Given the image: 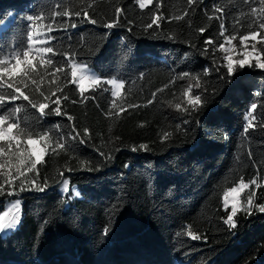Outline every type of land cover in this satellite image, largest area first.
Here are the masks:
<instances>
[{
	"label": "trees",
	"instance_id": "1",
	"mask_svg": "<svg viewBox=\"0 0 264 264\" xmlns=\"http://www.w3.org/2000/svg\"><path fill=\"white\" fill-rule=\"evenodd\" d=\"M58 2L0 0V57L26 42L28 16H50ZM158 3L165 19L159 28L145 30ZM86 7L96 25L82 23L73 29L69 24L66 32L51 33L60 38L53 46L72 60L63 64L55 82L48 67L40 83L51 99L39 132L59 125L63 137L50 132L39 175L35 170L27 174L41 187L47 180L44 191L8 196L9 191L19 192L20 180L4 186L0 215L9 201L20 199L21 222L8 235L0 233V264H264V213L259 211L264 205V70L253 61V67L237 65L228 74L225 53L218 47L224 36L237 35L233 43L240 46V35L258 30L254 23L248 27L258 0H197L191 7L187 0H154L143 10L136 0H65L62 5L68 11ZM117 7L124 10L120 26L103 27L115 19ZM177 15L184 18L169 22ZM200 28L206 31L201 34ZM209 38L215 44L205 52ZM257 46L264 51L262 44ZM72 63L102 81V87L86 91V100L69 83ZM184 73L189 75L181 79ZM109 79L125 82L120 96H111ZM189 85L191 95L202 98L197 110L184 96ZM58 86L63 91L56 96H68L61 116L51 114L56 107L52 92ZM35 87L29 82L25 91L45 102ZM253 104L257 108L248 119L254 127L245 135V117ZM77 133L78 139L70 140L69 134ZM61 141L74 148H57ZM140 144L148 150H140ZM241 177L245 182L255 179L259 187L250 208L243 195L234 217L237 226L230 229L224 223L231 211L223 207V191ZM63 179L69 180L66 194ZM189 231L201 239H191Z\"/></svg>",
	"mask_w": 264,
	"mask_h": 264
},
{
	"label": "snow or ice",
	"instance_id": "2",
	"mask_svg": "<svg viewBox=\"0 0 264 264\" xmlns=\"http://www.w3.org/2000/svg\"><path fill=\"white\" fill-rule=\"evenodd\" d=\"M71 4V0H67ZM141 10L148 8L153 5L154 0H136ZM197 0H187V4L191 7L195 4ZM244 4H249L250 0H242ZM253 3L256 0H252ZM65 0H59L57 4L54 5L55 10L51 12V15H45L43 12L37 15H30L27 17L29 22L27 25V31L25 33L26 42L24 44H18L13 47L8 55H2L0 57V177H3L2 183H0V195L4 194V186L14 185L16 180H20L19 192L15 190L9 191L8 196H19V193L24 191H44L48 187L47 180H45L44 187H41L39 183L28 177V173L36 171L37 176L39 175L38 165L45 161L46 154L48 153V141L51 139L50 132H54L57 136L63 137V133L59 125L55 126L54 129L50 131L39 132V125L42 123L44 117L49 113L46 109L50 108V104L47 102L51 99L50 96H46L44 91L41 90L40 83L44 80V75L47 74L48 67L53 68L51 76L53 81L59 79L58 73L63 72V64L71 63L72 57L67 53L60 52L52 44V41L59 40V37L52 36V32L68 31L67 25L70 24L71 28H77L79 24L90 23L96 25L98 21L89 16L88 7L77 10L68 11L62 8ZM259 8L252 7L251 15L255 17L252 23H249L248 27L251 29L253 23L258 25V30L248 31L245 35L239 36L240 50L238 52L236 45L233 43L237 40V35L233 34L231 36H224L226 31L224 24H220V35L224 36V43L219 44V49L227 53L223 59L226 61V68L228 74H234L237 71V65L240 69L245 66L253 67V59L255 61V68L264 70V51L257 47V43H264V35H261V30H264V0H258ZM161 5L158 3L157 11L153 14L150 22L146 24V29H153L155 25L156 28L160 27V22L165 19L162 13L159 12V7ZM123 8L117 7L115 9V19L105 23L103 27L107 29H112L120 26V17L123 12ZM217 12H223V9L217 8ZM188 13L185 11L184 16ZM75 17V19H73ZM81 17H83L81 19ZM184 17L177 15L174 18L177 21L182 20ZM211 19V17H209ZM219 19V17H217ZM238 23V21H237ZM206 31L205 28H200L199 32L203 34ZM170 39L172 37H169ZM205 52H207V46L215 44V41L211 38L205 40ZM225 44L231 45V47H225ZM242 55V59H234V55ZM59 57V60L54 59ZM60 64V67L56 65ZM43 68L44 72L41 73L39 69ZM79 72V75H78ZM205 71V75H207ZM66 75V73H65ZM188 73L181 75V79L188 76ZM36 77H39L38 81ZM199 80V77H195ZM29 82L35 85V91L39 93L41 97L44 98L45 102H37L31 98L30 94L25 90L29 88ZM70 84H75L78 86V92L80 94L81 100H86V91H95L97 86L102 87V81L95 74H86L79 65L71 64V79ZM107 85H111V96L113 98L121 95V89L125 88V82L118 79H109L106 81ZM167 87V85L165 86ZM196 87L199 88L200 84L197 83ZM59 86L56 91L52 92V96H56V92H62ZM155 96V93H153ZM187 98V103L192 106L193 110H197L198 106L202 105L201 95H191V85L189 89L184 93ZM68 96H56L55 100H51V103L56 105V107L51 108V114L56 116L65 115L62 109V104ZM17 101H24L27 104H16ZM151 103V101H149ZM72 103H76L75 100ZM115 104V101H113ZM9 105L11 107H9ZM30 106V108H29ZM129 107H136V105H130ZM177 109L181 108L180 104H176ZM257 108L256 104L251 106L248 115L245 117L247 124L243 128V132L247 135L250 128L254 127L252 119H248L252 116V112ZM30 109H34L38 116L31 112ZM121 112L126 111V109L121 108ZM188 111V109H184ZM254 119V117H253ZM68 121H72L73 117L68 115ZM187 122V121H185ZM73 132H75V127L73 126ZM85 135H88V129H84ZM79 134L75 136L69 134V138L72 141L78 139ZM169 133H165L164 139H168ZM82 142V141H81ZM43 144V146H41ZM59 149H65L66 147H73L74 145H66L64 142H58L56 145ZM140 150H148L147 144H140L138 146ZM136 147L132 148V151H137ZM55 151V149H53ZM103 156L104 154L101 153ZM108 156L107 159H111ZM251 152L249 151V159L251 160ZM71 169H69L70 171ZM92 170V169H89ZM61 176L63 173L60 174ZM250 184L255 185L256 180L253 179L250 182H245L241 177L236 186L227 187L223 191V207L227 211L229 204H231V213L227 215V219L224 223L229 226L230 229L236 228L237 224L234 217L237 214L238 206L240 205V195L244 190L249 189ZM31 185V187H28ZM257 188L259 185H256ZM62 192H69V180H62ZM76 196L79 195L78 192L75 193ZM255 192L249 195L247 199V204L249 208L253 203V196ZM231 197V199H230ZM15 212L9 209L4 215L0 216V232L5 230H11L16 228L21 222V200L16 199L15 203L12 205ZM259 211L264 213V205L259 206ZM11 213V214H10ZM5 217H8L6 222ZM107 229L104 230V234L107 235ZM188 236L193 240L201 239L199 235L194 234L189 231ZM206 239V237H205Z\"/></svg>",
	"mask_w": 264,
	"mask_h": 264
},
{
	"label": "rangeland",
	"instance_id": "3",
	"mask_svg": "<svg viewBox=\"0 0 264 264\" xmlns=\"http://www.w3.org/2000/svg\"><path fill=\"white\" fill-rule=\"evenodd\" d=\"M258 44H262V47H264V43H257V45H258ZM235 45H236V44H235ZM225 47H231V45H227V44H225ZM236 47H237V50H238V52H239V50H240V46L236 45ZM257 47H258V46H257ZM258 48H259V47H258ZM224 53H225V52H224ZM226 54H227V53H225V55H226ZM233 58H234V59H242L243 57H242V55L236 54V55H234ZM253 61H254V59H253ZM77 65H78V64H77ZM79 67H80V68H81L86 74H93L92 72H90L89 70H87L85 67L80 66V65H79ZM78 75H79V72H78ZM256 185H257V184H256ZM256 185L253 187L252 184H250L249 189H246V190H244L243 193H241V195H240V197H239V199H240V205L238 206V210L242 208V205H243V195H244V194H246L245 206H246L247 208L249 207L248 204H247V199H248L249 195H251L253 192H256V190H257V186H256ZM72 190L75 192V189H74V188H72ZM253 197H254V196H253ZM230 199H231V197H230ZM15 200H16V199H14V200H12V201H9V202L7 203L5 211H4L0 216L4 215L5 212H8L9 209H12V212H15V209L12 208V205L15 203ZM228 209L231 211V204H229ZM10 214H11V213H10ZM20 215H21V213H20ZM5 220H6V222H7L8 217H5ZM18 226H19V225H18ZM18 226H17L16 228H14V229H11V230H5L4 232H0V233H1L2 236H6V235H8L9 233H11L12 231L16 230V229L18 228Z\"/></svg>",
	"mask_w": 264,
	"mask_h": 264
}]
</instances>
